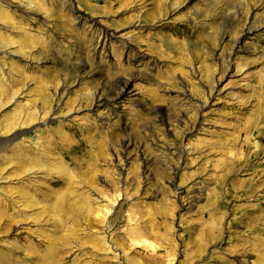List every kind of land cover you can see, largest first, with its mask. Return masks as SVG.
I'll use <instances>...</instances> for the list:
<instances>
[{
    "label": "rangeland",
    "instance_id": "374dc122",
    "mask_svg": "<svg viewBox=\"0 0 264 264\" xmlns=\"http://www.w3.org/2000/svg\"><path fill=\"white\" fill-rule=\"evenodd\" d=\"M0 264H264V0H0Z\"/></svg>",
    "mask_w": 264,
    "mask_h": 264
},
{
    "label": "bare ground",
    "instance_id": "6f19581e",
    "mask_svg": "<svg viewBox=\"0 0 264 264\" xmlns=\"http://www.w3.org/2000/svg\"><path fill=\"white\" fill-rule=\"evenodd\" d=\"M11 1H13V0H11ZM15 4V3H14ZM27 7H29V9L30 8H36L37 10H42L41 9V7L39 6V5H36V4H34V3H32V2H28V4H27ZM131 81L130 82H126V84H125V86H124V89H123V91L118 95V98H117V100H119V99H121V97H124L125 95H124V93L125 92H127L129 89H131ZM132 92V91H131ZM104 104L102 103V101H100V100H97L96 101V103L94 104V107H96V108H99V107H102ZM126 148V147H125ZM126 160L128 161V158L126 157ZM73 163V162H72ZM61 182V181H60ZM55 183H59V181H55ZM65 184H70L71 182L69 181V180H67L66 182H64ZM71 237V236H70ZM73 237V236H72Z\"/></svg>",
    "mask_w": 264,
    "mask_h": 264
}]
</instances>
